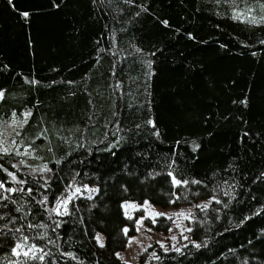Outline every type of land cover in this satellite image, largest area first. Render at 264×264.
<instances>
[{"label":"trees","instance_id":"16d2710c","mask_svg":"<svg viewBox=\"0 0 264 264\" xmlns=\"http://www.w3.org/2000/svg\"><path fill=\"white\" fill-rule=\"evenodd\" d=\"M246 7L259 18L256 0H0V130L31 111L8 140L39 157L0 154L28 181L0 170L6 188L25 189L0 190L10 197L0 200V264H127L116 253L136 232L122 204L180 208L213 196L221 203L193 212L189 243L157 249L150 264H264V24L232 18ZM42 128L47 138L36 139ZM20 160L53 169L48 185L12 167ZM168 171L202 183L173 187ZM73 181L99 191L49 216ZM148 224L167 231L172 219ZM17 227L43 261L10 255Z\"/></svg>","mask_w":264,"mask_h":264},{"label":"snow or ice","instance_id":"6c2138e0","mask_svg":"<svg viewBox=\"0 0 264 264\" xmlns=\"http://www.w3.org/2000/svg\"><path fill=\"white\" fill-rule=\"evenodd\" d=\"M126 2H130V0H126ZM217 2H219V0H217ZM9 3H12V0H9ZM245 3L247 4V0H245ZM256 3L259 6L260 9V15L259 18H257L256 15H252V11L253 9L251 7H246L244 11L242 12H234L233 14V19L235 20H241V18H244V22L249 23V24H253V25H259V24H264V2H261V0H256ZM232 4L235 5L236 4V0H232ZM22 17L25 18V20L28 17V13L24 12L21 13ZM165 24L167 23L166 21L164 22ZM262 44H264V41H261ZM253 55H255V53H253ZM148 63V67L151 68V62H147ZM34 83V81H33ZM117 87H119V85H117ZM4 99V92L2 90H0V101H2ZM91 103V101H90ZM235 103V101H234ZM242 104H244L245 106H247V101L246 99L244 101H241ZM32 113L31 111H27L25 113H23L24 119L23 120H17L16 114L15 112L12 113V121H11V125H9L10 127L13 128V131L15 132L16 136H19L20 133L18 131H16V128H23V126L25 124L28 123V118L31 117ZM147 123L149 125H151L154 129L156 128L155 122L151 119H149L147 121ZM48 132L47 128H42L40 133L36 136V139H41V138H47L46 134ZM11 135V134H9ZM154 135L159 136V130L157 129L154 133ZM245 136L248 135V133H244ZM32 143H35V141L33 140ZM20 144H23V141H20ZM194 144V149L195 148H199L198 144H195V142H193ZM115 145H113L114 147ZM110 150V149H109ZM13 151H15V155L18 156H33V158H39V157H35L34 156V150H31V146L27 147L24 149L23 152H21L19 150V145L17 144V141L15 140V138H13L11 140V142H9V140L6 138L5 136V132L3 130H0V154L2 155H8L11 154ZM49 151H51V148H49ZM2 155H0V158H2ZM68 155H71V153H68ZM56 164L61 163L60 160H56L55 161ZM173 163H175V161L173 160ZM25 161L24 160H20L19 161V165H24ZM19 165L17 164H13L12 167L16 168L17 170H19ZM0 170H2L3 172L7 173V175L11 178V181L20 185H23L25 183H28L27 180H19L17 179V176L14 172H10L8 171L7 168H4L2 164H0ZM32 173L35 172H40V173H45V172H52L53 169L49 168L47 164H43L41 166H39L38 168H32L31 169ZM77 175H79V173H77ZM167 175L170 177V182L171 185L173 187H187L189 183L191 184H201L202 181L200 180H196V179H192L191 181H189V179H178L176 175H174L173 171H168ZM226 183V182H225ZM6 181L0 180V190H2V192H7V193H13V192H25V189L23 187L20 188H12V187H5ZM75 181H73L72 184H69L66 188H65V192H68L69 194L67 196H64L63 193L61 194V197H57L55 198V204L54 207L47 209V211L49 212V216H51L52 213H55L57 216H66L69 215V210H68V205L69 203H71L73 201V199L81 192V189L79 187H74ZM48 185V181L45 179L44 184L40 185V187H46ZM69 189H72V191L69 192ZM86 191L90 192V193H95L98 192L99 189L97 188H92V189H87L85 188ZM33 192V189L31 187H29L27 189V193L31 194ZM193 195H199L198 192L192 193ZM228 194V193H226ZM172 196H175V199L170 200V203H175L177 200L180 199V196L177 195L176 193H172ZM10 197L8 196H4L2 195V193H0V200H8ZM34 198V197H33ZM91 195L88 196V199H91ZM185 199H187V196L184 197ZM215 201V203H221L220 200L216 199L215 196H213L208 202L203 203V204H196L195 207L203 210H206L209 205ZM48 202V198L47 196H44L43 199L37 201V203L41 204V205H46ZM12 203H16L15 200L12 201ZM4 207H7V205H4ZM22 207V206H21ZM21 207H17L16 211L19 212L21 210ZM122 208L124 209V214L128 219H132L131 213L129 212V209H139L142 208L145 212V215L140 217L139 219H137L135 221L136 224V230L139 231L141 227H143V221L145 219H151L152 224L154 225L156 223V220L158 217L164 216L167 219H172L174 216L176 217H183L184 219H190L193 216L192 210L189 209L187 210V212H185L184 210H181L178 213H171V214H167V213H162V212H157L149 203V201L145 200L143 201L142 205H136L133 203H124L122 204ZM3 216H0V219H3ZM15 217H12L10 222L11 223H15ZM23 219V217H22ZM56 223V227H60V222H54ZM4 228H7L8 225L5 224L3 225ZM28 228H33V227H38V228H47V225L45 224H36L33 225L32 223H28L27 225ZM147 231H151V229H146ZM9 231H12L11 229H9ZM15 233H20V237H14L17 242L14 243V245L11 247V251H10V255L14 256V257H20L21 255H23V257H25L26 259H39L41 261L44 260V256L47 255L48 253L44 252V249L42 247H37L36 244H31L29 245L28 239L29 237L27 235L23 234L22 231V227H17L15 228ZM53 231H55V229H53ZM185 231H192L191 228H187L185 229ZM122 232L124 233L125 236L128 235L129 229L128 227H124L122 229ZM47 236V232L45 231L44 233L39 235V239H45ZM95 239L97 240V242L99 243L100 247H104L103 244V237L97 233L95 236ZM173 240L176 239V237H172ZM185 239H187V237H185ZM133 240H135V237H130L128 239V245L130 246L131 243L133 242ZM49 243H53V241L49 240ZM161 247H164L163 244H161ZM196 247H199V245H196ZM167 251V249H165ZM176 251H180V249H176ZM43 253L42 255L37 256V253ZM69 255H71L69 253ZM117 257L122 259V257H120L119 253H116ZM153 256H155V253L152 254ZM8 264H18L17 261L14 260H9ZM19 264H23V262H19Z\"/></svg>","mask_w":264,"mask_h":264},{"label":"rangeland","instance_id":"374dc122","mask_svg":"<svg viewBox=\"0 0 264 264\" xmlns=\"http://www.w3.org/2000/svg\"><path fill=\"white\" fill-rule=\"evenodd\" d=\"M11 125V124H9ZM7 125L6 129L4 130L5 136L8 139L11 134V131H13V128ZM17 129V128H16ZM24 165H19V171L28 173L32 176L42 177L46 180H49L51 177V172H35L32 173V168H38L40 165L32 164L29 160H24ZM85 188L90 189L88 187L80 188L81 192L78 195H81L85 192H88L85 190ZM72 191V190H71ZM69 194V193H68ZM67 194V195H68ZM66 195V196H67ZM77 195V196H78ZM210 200V199H209ZM209 200L202 201L198 204H203L208 202ZM126 203H133L136 205H142L143 203L138 202H126ZM150 203V202H149ZM151 206L157 211L162 213H178L181 210H184L187 212V210L191 209L192 213L197 209L195 205L192 206H183L180 208H163L159 206H155L152 203H150ZM129 212L131 213L132 220L135 225V235L130 237H135V240L131 243V245H127L126 249L122 252H120V257H122V261L126 262L127 264H150L152 260H154L157 256V249H161L166 251L167 250H176L181 249L183 246H186L190 241V232L185 231L187 228H193L194 225V219L191 217L190 219H184L183 217H176L174 216L172 218V225L167 231H157L153 229L151 226H149V222H151V219H145L143 221V227L140 228L139 231L136 230V224L135 221L139 219L140 217L145 215V212L142 208L139 209H129ZM164 217V216H161ZM161 217H158L157 220ZM157 220L156 223L157 224ZM151 229V231H147L146 229ZM176 237L175 240L172 239V237ZM129 237V238H130ZM187 237V239H185ZM161 244L164 245V247H161ZM155 253V256L152 254Z\"/></svg>","mask_w":264,"mask_h":264}]
</instances>
